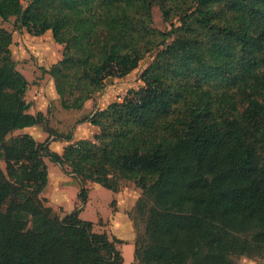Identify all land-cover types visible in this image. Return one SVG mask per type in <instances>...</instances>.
I'll list each match as a JSON object with an SVG mask.
<instances>
[{
  "label": "trees",
  "instance_id": "trees-1",
  "mask_svg": "<svg viewBox=\"0 0 264 264\" xmlns=\"http://www.w3.org/2000/svg\"><path fill=\"white\" fill-rule=\"evenodd\" d=\"M22 2L0 0V20L63 47L42 70L66 111L155 54L141 89L81 121L98 128L92 140H52L69 143L59 155L48 130L43 143L8 138L45 116L29 113L12 34L0 28V264H122V242L95 233L80 209L59 217L46 205L48 155L83 182L140 190L129 215L136 264L264 259V0ZM154 7L169 31L153 27Z\"/></svg>",
  "mask_w": 264,
  "mask_h": 264
},
{
  "label": "rangeland",
  "instance_id": "rangeland-1",
  "mask_svg": "<svg viewBox=\"0 0 264 264\" xmlns=\"http://www.w3.org/2000/svg\"><path fill=\"white\" fill-rule=\"evenodd\" d=\"M22 1L23 5L26 6L30 0ZM152 16L154 28L162 32L170 30V26L162 20L158 7L152 9ZM173 23L175 26H179L177 19ZM0 28L12 34L11 56L16 62V70L28 82L25 101L32 105L29 113L37 114L40 112L45 116V124L41 127L29 129L27 133L35 141L43 143L48 138L45 130L50 131L51 136L48 139L49 148L52 152L59 155L62 154L63 145L69 143L62 141L53 143L52 140L58 137H71L73 142L83 139L92 140L94 135L98 133V128L94 129L88 123H81V121L90 117L96 111L105 109L109 104L121 101L128 91L141 89L144 86L141 75L151 64L155 54V52L146 54L139 62L138 67L126 77L122 79H108L103 91L94 95L90 101L86 102L81 111H66L60 105V100L56 95L54 86L50 82L52 79L42 70H48L61 59L63 47L54 42L51 33L36 37L28 33L26 29L18 28L15 25L14 18H10L7 22L0 20ZM19 135H23L22 132L15 131L8 138ZM43 160L48 172V187L45 188L41 197L45 198L47 203L48 199L51 200L52 204L54 201L60 199L64 201L66 208L70 209L76 199L78 200L80 191L82 189L90 191V187L93 186V184L83 182L70 174V170L67 167L58 166L52 156H45ZM0 167L2 170L5 169L3 162H0ZM132 184V182L122 181L120 189ZM95 186L97 187H94L90 191L93 205L83 213L82 219L94 217L95 211L105 213L104 209L109 200L110 192L98 185ZM47 203L46 205L48 206ZM49 207L59 217H63L66 214L60 206ZM244 260L245 258H241L238 264H244ZM254 262L256 264H264V259H254Z\"/></svg>",
  "mask_w": 264,
  "mask_h": 264
},
{
  "label": "crops",
  "instance_id": "crops-1",
  "mask_svg": "<svg viewBox=\"0 0 264 264\" xmlns=\"http://www.w3.org/2000/svg\"><path fill=\"white\" fill-rule=\"evenodd\" d=\"M47 33L49 34L51 32ZM50 82L51 84H53V81ZM92 127L94 129L96 128L94 126ZM29 129L32 128H25L23 130H19V132H22V134H28L27 132ZM67 145H63V149ZM88 183L93 184V186L90 187V191L94 187H97L95 185H98L91 182ZM46 187H48V184ZM90 191H88L87 201L85 204L80 205L79 201L76 199L75 203L70 209H67L64 201L60 199L54 201V205L52 204V202H50L51 200L48 199L47 204L51 207H62L66 214L71 213L76 208L80 209L79 217L82 219L83 213H85V211L93 205L92 195L90 194ZM109 192V200L105 206L106 208L104 209L105 213L95 211L94 217H85L82 220L91 222L93 224V231L95 233H106L109 237H114L118 241L122 242L121 244L116 245V250L120 253V256L122 258V264H136L134 257V243L136 239V231L129 215L134 209L140 197V191L132 184L131 186H125L117 193L111 191ZM93 208L97 209L96 207ZM244 262V264H256L254 261L246 259L244 260Z\"/></svg>",
  "mask_w": 264,
  "mask_h": 264
}]
</instances>
